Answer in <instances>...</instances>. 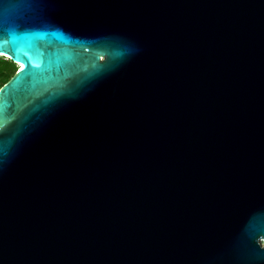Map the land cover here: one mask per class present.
Returning a JSON list of instances; mask_svg holds the SVG:
<instances>
[{"label":"water","instance_id":"water-1","mask_svg":"<svg viewBox=\"0 0 264 264\" xmlns=\"http://www.w3.org/2000/svg\"><path fill=\"white\" fill-rule=\"evenodd\" d=\"M0 47V264H264V0H0Z\"/></svg>","mask_w":264,"mask_h":264},{"label":"trees","instance_id":"trees-1","mask_svg":"<svg viewBox=\"0 0 264 264\" xmlns=\"http://www.w3.org/2000/svg\"><path fill=\"white\" fill-rule=\"evenodd\" d=\"M17 71V66L9 59L0 57V88L6 84Z\"/></svg>","mask_w":264,"mask_h":264},{"label":"snow or ice","instance_id":"snow-or-ice-1","mask_svg":"<svg viewBox=\"0 0 264 264\" xmlns=\"http://www.w3.org/2000/svg\"><path fill=\"white\" fill-rule=\"evenodd\" d=\"M4 51H5V49L0 47V54H3ZM23 68H24V65L22 64L21 65V70H23ZM2 129H3V125H0V131H2Z\"/></svg>","mask_w":264,"mask_h":264}]
</instances>
